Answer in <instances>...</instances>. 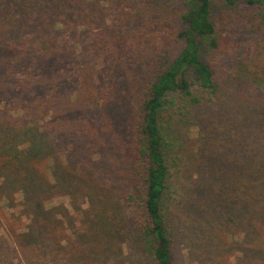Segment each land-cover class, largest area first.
Returning a JSON list of instances; mask_svg holds the SVG:
<instances>
[{
    "label": "rangeland",
    "instance_id": "374dc122",
    "mask_svg": "<svg viewBox=\"0 0 264 264\" xmlns=\"http://www.w3.org/2000/svg\"><path fill=\"white\" fill-rule=\"evenodd\" d=\"M185 1L0 0V264H152L134 210L122 198L126 164L113 163L127 135L136 142L134 126L116 132L100 121L89 132L74 129L71 138L62 126L54 133L43 128L54 112L77 104L133 102L138 66L179 53ZM211 7L219 50L206 58L216 93L182 112L166 102L160 113L173 264H264V22L244 0H211ZM18 44L32 50L29 61L53 68L42 92L34 89L23 103L17 98L26 67L10 70L16 84L9 88L14 82L3 65L9 46ZM81 67L90 81L81 91L94 96H76ZM34 118L38 128H27ZM107 138L117 146L97 145ZM101 157L107 166L98 175ZM20 186L32 196L21 197ZM44 200L46 212L39 209ZM49 246L52 253L43 251Z\"/></svg>",
    "mask_w": 264,
    "mask_h": 264
},
{
    "label": "trees",
    "instance_id": "16d2710c",
    "mask_svg": "<svg viewBox=\"0 0 264 264\" xmlns=\"http://www.w3.org/2000/svg\"><path fill=\"white\" fill-rule=\"evenodd\" d=\"M226 1L232 4L235 0ZM244 2L256 9L253 11L252 17L259 18L264 22V0H244ZM185 5L187 11L181 15L182 28L176 34L182 42L179 53L171 60L164 59L156 64L149 63L145 67L138 66L136 69L138 81L135 86L133 102L126 104V101H123L124 104H121V107L115 108L114 106L121 99H95L92 104L90 103V106L77 104L66 109L64 113L62 111L54 112L50 121L44 123L43 128L46 130L48 128L54 133L56 127L62 126L61 131L67 132L68 137L71 138L75 133L74 129L78 130L81 127L82 133L89 132L90 128L99 125L100 121H108L107 129H113V126L116 125V132L119 131V125L125 127L130 123L134 126V132L137 134L136 142L128 140L127 135L125 143L118 144L121 156L118 161L115 160L113 163L124 160L126 164L123 167V169L126 168L125 173H120L122 174L120 178L123 189L122 198L125 204L134 210V220L147 239L152 264H173L174 259L172 234L170 235V230L166 225L163 211L164 195L168 187V164L165 155L167 142L161 128L160 113L166 102L171 106L177 104L179 111L182 112L189 106L201 103L203 94H209L212 98L211 95L216 93L218 87L214 71L206 58L215 50H219L220 34L211 16V0H186ZM43 27L41 26L40 29L43 30ZM32 53V50L27 51L20 44L10 45L9 51L5 52L8 56L3 65L8 72L6 74L9 77V84L14 82V74H11L10 70H22L23 67H26L24 71L29 73V76L20 83L23 90L22 97L17 98L19 103L31 99L35 95L34 89L36 93L42 92V81L53 75V68L47 66L42 60L29 61V56ZM11 54L15 56L13 60L9 59ZM77 73L78 78L76 77L75 81H78L79 84V90H76L78 97L82 95L81 90L87 88L90 81L85 76L84 67L78 69ZM38 74L40 76L36 77ZM15 84L14 82L8 87L11 88ZM0 85H2L1 82ZM83 94L86 97L94 96L90 91ZM120 97L127 98V94L123 93ZM112 100H115V104L112 103ZM23 106L31 107L28 103ZM23 113H25V117L22 116L20 119L26 120L28 110H23ZM81 116L85 118L84 123L78 121ZM34 119H28L25 122L27 128H38V119L35 121ZM66 122L68 123L65 124ZM70 123L72 127H70ZM74 123L82 124V126H74ZM93 130L97 136L102 135L103 130ZM96 143L105 148L108 145L117 146L115 143L111 144L109 138H107V142L97 141ZM35 149H38L37 146ZM126 155L127 157H125ZM255 155L260 157L261 154L257 152ZM16 158L17 160L12 163L14 165L19 162L18 157ZM103 160V157L98 159L97 172H95L98 175L106 169L107 160ZM247 164L249 163L245 160L244 167H247ZM255 165L260 172L263 170L260 160L257 159ZM37 168L43 170V164L41 168ZM31 177L36 176L32 174ZM18 190L21 197H24V194L32 196L30 191L23 186H20ZM32 193L37 195V190L32 189ZM44 202L45 200L39 204V209L42 212H46L47 209ZM33 221L34 224L38 222L36 218ZM23 248L24 246L21 247L22 250ZM49 248L50 246L43 248V251L47 250L52 253L53 251Z\"/></svg>",
    "mask_w": 264,
    "mask_h": 264
}]
</instances>
